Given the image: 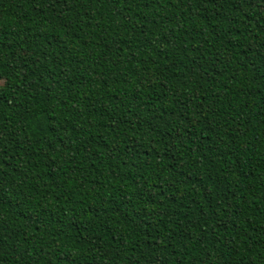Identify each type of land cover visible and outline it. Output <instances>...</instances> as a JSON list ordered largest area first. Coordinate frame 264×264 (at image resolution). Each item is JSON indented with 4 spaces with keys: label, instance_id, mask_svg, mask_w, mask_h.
I'll return each mask as SVG.
<instances>
[{
    "label": "trees",
    "instance_id": "trees-1",
    "mask_svg": "<svg viewBox=\"0 0 264 264\" xmlns=\"http://www.w3.org/2000/svg\"><path fill=\"white\" fill-rule=\"evenodd\" d=\"M0 264H264V0H0Z\"/></svg>",
    "mask_w": 264,
    "mask_h": 264
}]
</instances>
